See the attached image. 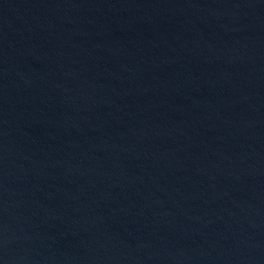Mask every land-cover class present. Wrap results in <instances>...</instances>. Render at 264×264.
Listing matches in <instances>:
<instances>
[{
  "label": "water",
  "instance_id": "obj_1",
  "mask_svg": "<svg viewBox=\"0 0 264 264\" xmlns=\"http://www.w3.org/2000/svg\"><path fill=\"white\" fill-rule=\"evenodd\" d=\"M0 264H264V0H0Z\"/></svg>",
  "mask_w": 264,
  "mask_h": 264
}]
</instances>
